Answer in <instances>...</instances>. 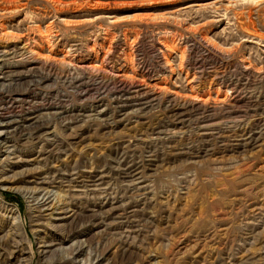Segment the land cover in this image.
I'll list each match as a JSON object with an SVG mask.
<instances>
[{
  "label": "rangeland",
  "instance_id": "obj_1",
  "mask_svg": "<svg viewBox=\"0 0 264 264\" xmlns=\"http://www.w3.org/2000/svg\"><path fill=\"white\" fill-rule=\"evenodd\" d=\"M0 264H264V0H0Z\"/></svg>",
  "mask_w": 264,
  "mask_h": 264
},
{
  "label": "bare ground",
  "instance_id": "obj_2",
  "mask_svg": "<svg viewBox=\"0 0 264 264\" xmlns=\"http://www.w3.org/2000/svg\"><path fill=\"white\" fill-rule=\"evenodd\" d=\"M85 91H86V90H85ZM85 91H84V92H85ZM24 98H25V97H24ZM19 101H21V100H19ZM23 101H24V100H23ZM45 200H46V199H45ZM41 201H42V200H41ZM38 204H40V202H38L37 205H38ZM43 204H44V202H43ZM43 204H42V205H43Z\"/></svg>",
  "mask_w": 264,
  "mask_h": 264
}]
</instances>
